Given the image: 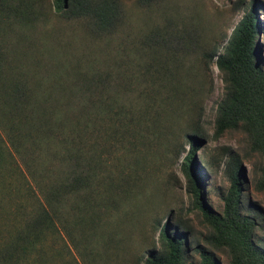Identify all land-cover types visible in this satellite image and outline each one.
Returning a JSON list of instances; mask_svg holds the SVG:
<instances>
[{
	"label": "trees",
	"instance_id": "1",
	"mask_svg": "<svg viewBox=\"0 0 264 264\" xmlns=\"http://www.w3.org/2000/svg\"><path fill=\"white\" fill-rule=\"evenodd\" d=\"M171 1L134 0L140 13L153 14L133 32L122 0H0V264H223L220 256L227 264H264V208L247 196L249 182L264 204L257 1L243 4L223 44L201 51L206 63L216 55L223 83L211 136L240 134L239 149L223 147L221 210L203 197L195 156L207 132L196 85L207 76L192 73L188 60L202 48L199 29L188 15L158 13ZM49 9L59 24L79 23L84 49L95 44L79 56L87 64L63 53L42 56L39 25ZM157 138L170 152L188 145L179 163L185 210L204 231L182 208L168 210L165 219L152 217L156 241L131 260L102 226L116 227L147 204L141 172L146 155L161 150Z\"/></svg>",
	"mask_w": 264,
	"mask_h": 264
},
{
	"label": "rangeland",
	"instance_id": "2",
	"mask_svg": "<svg viewBox=\"0 0 264 264\" xmlns=\"http://www.w3.org/2000/svg\"><path fill=\"white\" fill-rule=\"evenodd\" d=\"M49 0H44V4ZM126 10L127 18L125 23L132 26V30H137L145 26V20L152 17L153 11L149 10L143 15L134 3V0H122ZM247 0H173V2L162 3L158 6V13L161 15H175L181 13L188 15L197 25L194 27L199 29L198 42L202 48L197 49L192 54H189L188 60L192 65V73L200 74L201 71L206 73V76L196 77L198 84H196L201 91V109L198 121L204 124L207 131L202 145L195 151V156L198 158V166L203 172V197L205 201L214 209L221 210L222 202L219 198V189L224 188L227 184L222 176V168L224 164L223 147L231 146L232 148H240L239 137L240 134L236 132H224L216 138L211 136L212 133V118L213 109L216 102L220 98L222 91V80L220 78V71L212 61L206 63L205 58L201 55V51H209L214 45H221L225 38L221 39L222 34H228L232 26L238 21L243 12V4ZM256 14L259 24L257 33V41L259 43V54L264 60V0H256ZM48 16L44 22H40V38L38 39L42 46L47 43V49L41 48V52L47 51L52 57L54 54L63 53L61 58L67 60L69 57H78L89 53L88 49L95 46L94 43L89 42L87 48L84 49V40L88 39L83 35L82 28L79 23L75 21L61 23L57 21L56 14L52 11L47 12ZM145 19V20H144ZM180 26V25H179ZM37 30V28L35 29ZM128 30V29H127ZM140 30V29H139ZM61 43V44H58ZM66 51L61 52L63 48ZM51 48V50H50ZM97 52L91 53L93 56ZM38 55V53H37ZM88 57L79 58L86 64L89 62ZM50 59V58H49ZM50 61H53L50 59ZM83 61V62H84ZM40 70L36 73L37 76L45 73ZM171 72L175 70L169 69ZM180 74V73H179ZM202 75V73H201ZM107 121H103L104 124ZM158 139L161 147L156 154L146 155L144 172H141L144 180L142 181V193L147 195L148 202L139 214L133 217H124L122 222L114 227L112 222L106 224L107 228L102 226L106 232L111 233L118 241V245L122 247V253L125 258L134 259L139 255V252L146 245H150L156 241L157 230H152V217H158L160 220L168 216V210H175L182 208V214H187L191 218V223L194 229H201L204 227L200 225L191 212H187L185 208L188 206V195L185 192V179L179 167L180 160L184 151L188 149V145L183 141V148L177 147L176 151L170 152L164 142ZM161 141V142H160ZM120 154V153H119ZM242 167L245 171V176L250 170V163L247 159H242ZM247 196L251 201L256 202L264 208L262 192L255 190L252 185L247 182ZM102 229V230H104ZM158 244V242H156ZM72 253L75 251L71 248ZM117 254H120L118 248H114ZM107 252H101V254ZM197 259L193 254L192 260ZM223 264H227L225 257L220 256ZM80 262V260L78 259Z\"/></svg>",
	"mask_w": 264,
	"mask_h": 264
}]
</instances>
